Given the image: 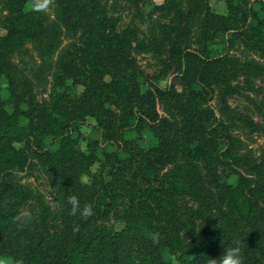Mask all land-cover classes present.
<instances>
[{"label":"trees","instance_id":"obj_1","mask_svg":"<svg viewBox=\"0 0 264 264\" xmlns=\"http://www.w3.org/2000/svg\"><path fill=\"white\" fill-rule=\"evenodd\" d=\"M18 1L16 5L11 0L14 9L0 33V264H101L93 255L120 264L125 237L138 253L134 264H173L174 259L176 264H205L209 254L224 251L232 238L243 239V231L216 229L205 238L206 246L191 254L181 250L179 219L185 214L192 224L203 210L214 208L226 216L222 203L251 223L253 251L264 264V175L258 164H250L249 175L236 172L233 180L217 173L214 162L225 154L223 123L213 109L203 106L212 96V84L222 82L237 64L226 56L230 30L222 32L221 51L211 45L195 50L182 43L177 26L165 29L157 49L164 48L168 63L175 64L178 84L162 86L158 76L129 57L130 30H116L99 0H57L58 18L52 21L26 6L29 0ZM192 1L195 7L207 3L211 9L208 0ZM231 11L241 22L238 34L253 38L264 56V0H246L245 8L231 4ZM75 25L85 29L86 40L59 62L55 101L32 103L29 84L10 78L12 51L25 39L43 37L52 50L63 28ZM164 98L181 112L178 122L159 112L157 103ZM32 152L45 156L67 178V198L75 195L81 206H93L94 215L87 220L71 215L58 239L35 221L9 229L27 196L13 175ZM177 160L174 171H163ZM94 163L98 174L92 173ZM202 168L212 187L204 182ZM83 175L89 176V184ZM122 196L127 198L124 226L94 230L92 224L108 215ZM181 196L197 207L181 208ZM156 214L166 223L164 236H153L149 226Z\"/></svg>","mask_w":264,"mask_h":264},{"label":"rangeland","instance_id":"obj_2","mask_svg":"<svg viewBox=\"0 0 264 264\" xmlns=\"http://www.w3.org/2000/svg\"><path fill=\"white\" fill-rule=\"evenodd\" d=\"M99 2L116 30L124 28L130 30L129 57L140 69L158 76L162 86L178 84L175 64L168 63L164 48L162 51L157 49V43L165 29L177 26L179 33L183 35L182 43L195 50L211 45L221 51L224 49L222 32L230 30L228 32L231 44L226 56L236 59L237 64L230 67L227 77L222 82L212 84V96L203 104L204 107L216 112L223 123L226 139L225 154L218 157L214 165L217 173L227 180H233L236 172L251 174L250 164H258L264 175V56L258 46L253 45V38L238 34V29H242L241 22L231 11V4L245 8L246 0H208L211 9L207 8V3L195 7L192 0H99ZM14 4L18 5L19 1L14 0ZM14 4L11 0H0V33L4 30L3 23L13 11ZM57 5V0H29L26 3V6L36 9L47 21L58 18ZM85 40L86 32L80 25L69 29L64 27L58 43L52 50L49 49L48 40L44 37L25 39L11 53L13 65L10 78L15 83L24 81L29 84L32 90L30 100L32 103L55 101L58 64L69 50L84 44ZM139 44L143 46L141 50H137ZM0 82L4 83L2 79ZM75 87L77 91L82 88L80 85ZM157 106L159 112L173 122H178L182 117L181 112L173 107L168 98L160 99ZM87 131L88 127L82 126V132L86 134ZM77 145L81 150L86 149L84 141H79ZM179 164V160L166 164L163 171L166 173L174 171ZM99 169L98 163L91 166L92 173L98 174ZM202 175L204 182L212 187L205 168H202ZM13 179L27 191V196L9 229L35 221L54 239L61 237L71 216L65 196L68 190L67 178L61 175L45 156L32 152L24 167L14 172ZM82 180L85 184L90 182L88 175H83ZM91 193L92 188L87 185V195ZM215 194L219 195L217 191ZM178 204L181 208L197 207V203L187 196L179 197ZM221 205L227 212L226 216L219 208L205 209L203 215L195 218L190 224L186 215H181L179 219L181 250L196 253L206 246L205 238L210 237L216 229L234 227L243 231L244 237L232 238L229 247L239 246L242 249L244 264H263L262 258L253 251L251 223L229 212V206L225 203ZM126 214L127 198L122 196L112 211L95 221L92 228L94 230L120 228L124 226ZM148 222L153 236L166 234V223L158 214ZM255 223L257 226L263 224L260 220ZM223 252L209 254L205 264H209L210 258H217ZM253 255L257 259L256 263L251 258ZM119 256L120 264H134L138 260V253L130 237L122 240ZM92 260L109 264L106 259L95 255L92 256ZM173 264H176V259L173 260Z\"/></svg>","mask_w":264,"mask_h":264},{"label":"clouds","instance_id":"obj_3","mask_svg":"<svg viewBox=\"0 0 264 264\" xmlns=\"http://www.w3.org/2000/svg\"><path fill=\"white\" fill-rule=\"evenodd\" d=\"M70 206L69 214L79 215L83 220H87L94 215L93 206L85 203L81 206L80 200L75 195H70L66 201ZM209 264H244L243 251L239 246L228 247L217 258H210Z\"/></svg>","mask_w":264,"mask_h":264}]
</instances>
